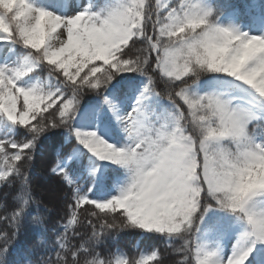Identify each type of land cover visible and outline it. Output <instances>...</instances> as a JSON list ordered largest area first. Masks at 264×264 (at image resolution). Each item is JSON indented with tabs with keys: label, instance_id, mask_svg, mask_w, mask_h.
Here are the masks:
<instances>
[{
	"label": "snow or ice",
	"instance_id": "6c2138e0",
	"mask_svg": "<svg viewBox=\"0 0 264 264\" xmlns=\"http://www.w3.org/2000/svg\"><path fill=\"white\" fill-rule=\"evenodd\" d=\"M53 137L54 224L29 170ZM159 243L264 264V3L0 0V264H166Z\"/></svg>",
	"mask_w": 264,
	"mask_h": 264
},
{
	"label": "trees",
	"instance_id": "16d2710c",
	"mask_svg": "<svg viewBox=\"0 0 264 264\" xmlns=\"http://www.w3.org/2000/svg\"><path fill=\"white\" fill-rule=\"evenodd\" d=\"M51 2V0H48ZM259 3H264V0H258ZM46 75V74H45ZM157 78L159 79V75L157 74ZM161 88L163 87V80H160ZM160 90V88H158ZM88 95H92V93H88ZM59 139L58 137H53L52 139L44 142L40 145L39 150L37 152L36 158L32 165H29V170L33 175V186L36 190L38 197H40L44 204L53 212L52 223L54 224L60 215L63 214V203L61 200V196L63 195L62 191H60L61 185L58 178L50 175L49 168L50 165L56 159V153L53 151V142ZM49 184H54L56 188L54 193L57 195L56 203H51L47 201V196H45L41 190L46 188ZM139 238L132 234L122 235L118 238V241H113L110 244H106L105 246V254H109L111 252H115L117 248L121 251L128 253L129 255L135 254V245L138 243ZM158 246L164 251V255L166 258V264H171L173 259L177 257L174 254H170L169 251L165 250V245L163 243H159ZM141 250H147L141 245Z\"/></svg>",
	"mask_w": 264,
	"mask_h": 264
},
{
	"label": "rangeland",
	"instance_id": "374dc122",
	"mask_svg": "<svg viewBox=\"0 0 264 264\" xmlns=\"http://www.w3.org/2000/svg\"><path fill=\"white\" fill-rule=\"evenodd\" d=\"M55 187H54V184H49L46 188L42 189L41 192L47 196V201L48 202H51V203H56L57 204V201H56V198H57V195L55 196ZM228 247H230V242L228 244Z\"/></svg>",
	"mask_w": 264,
	"mask_h": 264
}]
</instances>
